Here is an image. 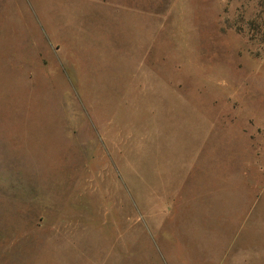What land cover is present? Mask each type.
<instances>
[{
  "label": "rangeland",
  "instance_id": "1",
  "mask_svg": "<svg viewBox=\"0 0 264 264\" xmlns=\"http://www.w3.org/2000/svg\"><path fill=\"white\" fill-rule=\"evenodd\" d=\"M41 248L264 264V0H0V264Z\"/></svg>",
  "mask_w": 264,
  "mask_h": 264
},
{
  "label": "crops",
  "instance_id": "2",
  "mask_svg": "<svg viewBox=\"0 0 264 264\" xmlns=\"http://www.w3.org/2000/svg\"><path fill=\"white\" fill-rule=\"evenodd\" d=\"M59 235L61 236V234H59ZM70 245H72V244L70 243ZM70 251H71V249L70 250L65 249V251L63 252V251H58V250L56 251V249H54V248H51V249L50 248H47V249L41 248V250H37V255L40 256V258H42V259H46V260L48 259V261H50V259L55 261L54 257L58 256V255H61L64 257L63 258L64 261L57 262V263L56 262L55 263L50 262L51 264H77V263L72 262L73 261L72 256H69L72 254V252H70ZM82 251L85 253L81 252L82 261L79 264H102V263H97V262H89V258L87 257L89 253H88L87 249L82 250ZM32 264H40V263L36 262V263H32Z\"/></svg>",
  "mask_w": 264,
  "mask_h": 264
}]
</instances>
